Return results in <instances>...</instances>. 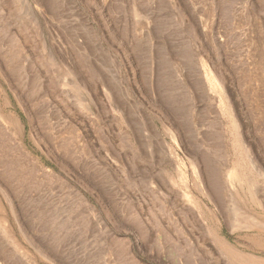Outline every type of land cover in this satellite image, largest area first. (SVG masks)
<instances>
[{
    "label": "rangeland",
    "instance_id": "obj_1",
    "mask_svg": "<svg viewBox=\"0 0 264 264\" xmlns=\"http://www.w3.org/2000/svg\"><path fill=\"white\" fill-rule=\"evenodd\" d=\"M0 264H264V0H0Z\"/></svg>",
    "mask_w": 264,
    "mask_h": 264
},
{
    "label": "bare ground",
    "instance_id": "obj_2",
    "mask_svg": "<svg viewBox=\"0 0 264 264\" xmlns=\"http://www.w3.org/2000/svg\"><path fill=\"white\" fill-rule=\"evenodd\" d=\"M166 151V150H165ZM157 161V160H156ZM234 208H236V207H234ZM237 209V208H236Z\"/></svg>",
    "mask_w": 264,
    "mask_h": 264
}]
</instances>
